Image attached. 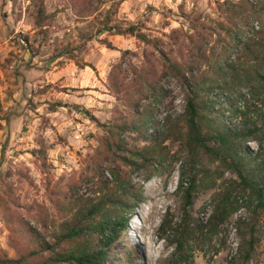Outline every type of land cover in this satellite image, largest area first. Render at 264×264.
Segmentation results:
<instances>
[{
    "label": "rangeland",
    "instance_id": "1",
    "mask_svg": "<svg viewBox=\"0 0 264 264\" xmlns=\"http://www.w3.org/2000/svg\"><path fill=\"white\" fill-rule=\"evenodd\" d=\"M221 1L122 0L113 20L135 24L147 38L157 40L145 45L130 36L104 33L88 41L79 39V33L89 34L94 27L89 29L75 18L67 0H43L45 12L54 16L46 23L45 35L34 33L37 0H0V254L17 258L33 246L8 231L12 224L27 223L35 228L39 242L50 243L58 225L77 206H91L112 192L111 167L128 176V190L139 192L140 199L125 214V228L108 249L106 264H264V214L253 208L237 176L207 157L200 165L188 164L181 142L165 137L170 122L161 126L163 117L169 116L176 129H183L175 119L183 111L185 90L164 73L165 59L185 60L187 36L197 31L203 38V53L193 72L203 77L222 62L223 48L231 40L224 32L229 25L217 7ZM227 1L239 5V10H255L249 21L254 29L259 24L264 28V13H256L264 0ZM24 36L33 55L24 48ZM256 38L262 40L264 34ZM66 44L71 48L67 55L51 58ZM232 54L233 50L230 59ZM73 59L94 70L77 68ZM112 67L121 90L117 93L107 87ZM139 73H152L166 94L154 107L147 136L135 131L121 134L127 148H147L158 156L160 164L149 168L148 178L144 171L128 173L103 144L107 125L129 109L123 94L135 96L131 83ZM251 94L242 86L229 95L218 92L210 97L212 107L207 106L204 119L220 111L231 124L242 120L259 124L264 103L261 96ZM147 101L140 99L137 106ZM57 102L61 106L53 107ZM40 145L45 152L43 166L33 155ZM244 146L251 165H261L264 173V129L256 141L248 140ZM181 167L185 175L177 189ZM191 176L196 190L184 216L181 196ZM64 189L72 200V211L66 214L55 206V194ZM224 195L223 204L233 211L216 221L212 215ZM161 222L164 226L159 228ZM180 230L188 231V236L176 249ZM24 264L35 260L28 258Z\"/></svg>",
    "mask_w": 264,
    "mask_h": 264
},
{
    "label": "trees",
    "instance_id": "2",
    "mask_svg": "<svg viewBox=\"0 0 264 264\" xmlns=\"http://www.w3.org/2000/svg\"><path fill=\"white\" fill-rule=\"evenodd\" d=\"M70 9H73L75 18L87 24V28H92L89 34L79 33V39L88 41L97 35L130 36L135 40L148 45L157 40L150 39L135 24L124 22L116 23L113 20L117 8L122 0H67ZM245 3V1H244ZM222 6H225L221 10ZM236 3L222 0L217 2L219 13L229 25L224 32L231 42L223 48V59L221 63H216L201 77L193 72V68L199 63L202 39L197 31H193L189 38L186 59L166 58L163 63V71L166 75L172 76L184 91L183 111L175 120L182 122L183 129L175 128L176 122L169 120V116H164L161 126L166 128V138L181 142L186 153L188 164L200 165L201 159L207 157L211 162L217 161L223 167L231 170L238 178V185L241 190L246 191L247 197L253 202V208L259 209L264 214V173L262 166L251 165L250 154L244 151V143L248 140H257V135L264 129V117H261L259 124L255 121L242 120L238 123H230L224 119L220 111H216L211 119H204L203 112L207 106L212 107L210 97L218 92L229 95L236 86H242L249 93H255L262 97L264 103V38L258 40L256 36L263 33L261 24L256 29L249 21L250 15L255 10H239ZM264 13V7L256 10V13ZM54 16V12L46 13L43 0H37L33 15L34 33L45 35L47 22ZM222 29L221 23H218ZM195 28L193 27V30ZM174 33V31H172ZM186 37V38H187ZM24 48L29 55L34 52L30 50V41L24 36ZM104 47L111 49L112 46L105 39L98 40ZM71 48L68 44L61 50L53 53L51 58H58L67 55ZM233 50L232 58H229L230 51ZM72 59L71 55L67 56ZM77 68H94L86 62L72 60ZM112 67L108 73L107 87L116 91H121L116 85ZM134 97L128 94L125 98L128 103V110L122 118L113 119L106 127L103 144L106 152L117 158L127 168V172L149 171L153 165L160 164L155 153L147 148L140 150L129 149L122 143L121 134L124 131H135L141 136L146 135L147 125L152 116L154 107L166 95L165 90L158 85L152 73L137 74L131 83ZM251 94V95H253ZM129 99V100H128ZM148 100L147 103L137 106L138 100ZM61 106L59 102L53 107ZM230 114L234 111L229 109ZM83 113H87L85 110ZM90 119H93L89 116ZM40 166L44 165L45 152L43 146H38L33 151ZM254 157V156H253ZM254 160V158H253ZM260 166V167H259ZM151 171V170H150ZM113 190L105 198L91 206H77L72 215L58 225L57 233L52 235L50 243L41 240L35 228L29 224L18 226L12 224L8 231L15 238L25 239L33 243L31 248H27L24 254H19L17 258H11L0 254V264H24L28 258L35 260V264H106V254L110 246L119 238L125 228V214L140 199L139 192L129 191L128 176L119 173L116 169L109 168ZM151 172L145 174L148 178ZM184 170L181 167L180 176L177 182V189L182 187ZM194 176L188 179L187 187L182 191V212L186 216V208L193 200L196 190L194 186ZM58 200L55 204L57 209L63 213L70 212L71 198L68 192L61 190L55 194ZM227 196L219 201L212 217L216 221H222L233 211L223 204ZM130 201V202H128ZM70 204V206H69ZM122 212V214H121ZM66 214V213H65ZM63 214V215H65ZM164 223L161 222L159 228ZM188 236V231L180 230V238L177 239L176 249L181 248ZM251 243V241H249ZM22 243V242H21Z\"/></svg>",
    "mask_w": 264,
    "mask_h": 264
}]
</instances>
